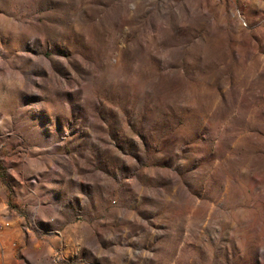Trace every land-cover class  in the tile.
Instances as JSON below:
<instances>
[{
	"label": "rangeland",
	"instance_id": "rangeland-1",
	"mask_svg": "<svg viewBox=\"0 0 264 264\" xmlns=\"http://www.w3.org/2000/svg\"><path fill=\"white\" fill-rule=\"evenodd\" d=\"M1 188L0 264H264V0H0Z\"/></svg>",
	"mask_w": 264,
	"mask_h": 264
},
{
	"label": "crops",
	"instance_id": "crops-1",
	"mask_svg": "<svg viewBox=\"0 0 264 264\" xmlns=\"http://www.w3.org/2000/svg\"><path fill=\"white\" fill-rule=\"evenodd\" d=\"M0 192L2 194V202L0 204V217H16V216H18L19 215V212L18 211L11 210L10 208H11V205L13 206V204L19 203L20 200L18 198H16V199L10 198L9 195H8V193H7V191L5 189H2L1 188V191ZM45 202L46 203H50L52 201L49 200V199H47ZM52 204L53 203L47 204V205H52ZM43 212L46 215L45 212H49V211L44 210Z\"/></svg>",
	"mask_w": 264,
	"mask_h": 264
},
{
	"label": "bare ground",
	"instance_id": "bare-ground-1",
	"mask_svg": "<svg viewBox=\"0 0 264 264\" xmlns=\"http://www.w3.org/2000/svg\"><path fill=\"white\" fill-rule=\"evenodd\" d=\"M0 198H1V195H0ZM0 201H1V199H0Z\"/></svg>",
	"mask_w": 264,
	"mask_h": 264
},
{
	"label": "built area",
	"instance_id": "built-area-1",
	"mask_svg": "<svg viewBox=\"0 0 264 264\" xmlns=\"http://www.w3.org/2000/svg\"><path fill=\"white\" fill-rule=\"evenodd\" d=\"M1 199V198H0Z\"/></svg>",
	"mask_w": 264,
	"mask_h": 264
}]
</instances>
